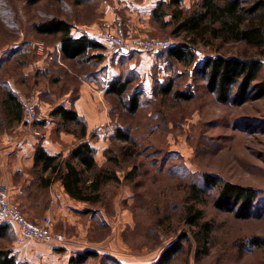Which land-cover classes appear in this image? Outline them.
I'll list each match as a JSON object with an SVG mask.
<instances>
[{"label": "rangeland", "instance_id": "rangeland-1", "mask_svg": "<svg viewBox=\"0 0 264 264\" xmlns=\"http://www.w3.org/2000/svg\"><path fill=\"white\" fill-rule=\"evenodd\" d=\"M121 2L0 0V50L9 46L20 48L14 62L8 64L11 67L3 68L1 71L5 70L0 71V75L14 76L16 72L19 78L21 73L18 71H22L25 61L37 56L32 43L39 42L44 47L42 56L49 53L55 57L47 76H40L38 88L45 83L50 94L56 98L67 92H70V101L77 97L81 79L86 80L85 75L93 71V63L96 66L99 63L95 59L87 60L92 55L91 51L85 58L57 62V37L38 35L35 31L36 25L51 18L64 19L79 30L96 25L99 30L121 27L129 40H171L172 46L189 43L184 33L176 32L177 24L174 22L163 25L151 18L150 30L148 28L146 33L135 31L137 27L141 29L137 22L133 25L136 28L131 31L128 28V17L131 18L129 10H126L128 6ZM199 4L200 0H179L180 9L186 13L196 10ZM246 4L249 6L251 3ZM105 6L119 20L100 23ZM165 20H171L170 14ZM202 41L192 46L194 61L189 66L168 55L167 51L149 53L158 55L163 65L151 68L149 72L153 80H147V85L127 61L120 59L116 65L113 63L117 76L123 77L131 69L138 75L133 80L139 91L138 108L135 113H130L123 99L107 96L104 91L99 106L108 119L102 125L120 127L128 140L114 138L115 130L104 135L97 134L95 127L91 129L90 137L93 142H101L100 147L105 144L102 151L98 149L97 153L95 150L97 171H113L119 181L103 184L100 202L97 205L86 203V209L75 215L77 220L74 225L71 220L68 224L62 217L48 216L52 232L63 234L65 239L74 243L70 247L72 252L75 251L73 256L85 251L81 249L86 247L97 253L96 257L87 259L83 264H159L164 259L165 264H264V98L248 100L241 105L221 103L214 93L207 90L202 77L194 72L208 56H252L254 51L244 43L212 39L209 34ZM106 46L110 48L112 57L140 55V52L123 54L109 44ZM262 62L261 78L264 79V58ZM168 82H171L172 91L164 94L162 89ZM96 84L99 89L100 85ZM19 87L25 95L24 101L33 99L36 102V97L39 99L36 91L28 88L26 83H21ZM175 92L190 98H177ZM1 95L0 91V101ZM41 97L52 101V97ZM37 115L38 120L27 125L30 124L35 129L33 131L39 133L38 139L49 133L50 139L60 141L61 132H72L74 138L70 136L66 145H62L65 153L79 143L78 126L73 123L62 126L59 119L52 117L53 124L47 130L39 121L38 111ZM113 155L119 158L117 164L107 160ZM33 173L36 177V171ZM204 174L255 189L252 217L241 219L233 212L216 209L213 203L218 189L206 188ZM93 175L94 172L86 174V177L92 179ZM191 185L201 189L199 196L192 194ZM13 202L26 215L23 208ZM189 205L201 210L199 223H208L209 234L204 242L199 240V227L190 226L185 221ZM16 236L15 233L6 234L0 239V249L10 247L13 252ZM179 238L181 249L162 258L165 249ZM255 238L259 239V245L252 244ZM42 246L50 251L44 244ZM34 247L39 248L38 245ZM65 259L61 251L58 257L49 261L64 264Z\"/></svg>", "mask_w": 264, "mask_h": 264}, {"label": "trees", "instance_id": "trees-1", "mask_svg": "<svg viewBox=\"0 0 264 264\" xmlns=\"http://www.w3.org/2000/svg\"><path fill=\"white\" fill-rule=\"evenodd\" d=\"M246 3H251L249 6ZM172 8H174L172 10ZM171 10V13L169 11ZM155 21L168 25L175 23L176 32L184 33L189 43L172 46L159 53L167 51V54L177 59L185 66L194 61L192 46L197 45L209 34V37L221 38L224 41L244 43L248 49L254 51L252 56H224L215 55L206 57L195 69L206 83L207 90L214 93L221 103L231 102L241 105L248 100L264 98V79L261 78L263 69L262 59L264 58V0H200L196 10L190 13L183 12L179 7V0H169L168 3L159 1L152 11ZM170 14L171 20L166 21L165 17ZM72 26L64 19L51 18L35 26L38 35L56 36L61 45L63 59H76L88 57L91 49H97L99 44L89 41L85 36L78 39L72 37ZM190 44V45H189ZM207 44V43H206ZM134 53V52H130ZM95 59L97 63L102 60V55H91L87 58ZM116 76L108 84L105 91L107 96H115L122 100L126 110L135 113L139 103V91L136 89L133 80L138 77L135 71L128 70L127 75ZM172 91L171 82L162 89L164 94ZM8 103L10 101L11 113L16 119L19 112V102L14 94L7 92ZM174 96L188 100L189 95L175 92ZM125 99V100H124ZM12 102L14 105H12ZM14 106V109H13ZM22 108V106H21ZM52 117L58 118L61 124H70L79 127L78 138L84 139L87 127L84 120L70 109L66 110L59 106L55 108ZM67 132V131H66ZM114 138L127 141L120 127L115 129ZM115 151V150H114ZM95 149L88 142H80L73 147L67 158L61 154L48 155L45 150L38 146L34 154L33 170L40 186L47 187L52 181H60L68 196L80 202L90 205H97L101 200L100 188L109 181H119L113 171L100 169L97 171L95 161ZM110 162L118 163L119 158L115 155L108 157ZM90 180L86 174L93 173ZM203 182L206 188L218 189L214 200V207L218 210L233 212L241 219L252 217V210L256 199V190L238 184L222 181L215 175L204 174ZM192 194L199 196L201 189L191 185ZM202 216L201 210L186 207L185 221L190 226L199 227L201 237L199 240L206 241L208 236V223H199ZM6 234H14L12 226L7 223H0V239ZM259 239L251 242L259 245ZM264 242V240L262 241ZM181 249L180 238L168 246L162 254V258L168 253L177 252ZM171 253V254H172ZM93 250H85L76 254L69 260V264H83L91 257H96ZM166 259L159 262L165 264ZM0 264H26L18 263L13 255L12 248L0 249ZM156 264V263H155Z\"/></svg>", "mask_w": 264, "mask_h": 264}, {"label": "crops", "instance_id": "crops-1", "mask_svg": "<svg viewBox=\"0 0 264 264\" xmlns=\"http://www.w3.org/2000/svg\"><path fill=\"white\" fill-rule=\"evenodd\" d=\"M121 1L122 5L128 6L126 10L130 12V14H128V16H131V18L128 17V28L133 31L132 29L136 28L133 26L136 22L141 27V29H139L140 31L137 27V30H135L137 33H146L148 31L150 19H154L152 11L159 1L169 2V0ZM105 8L104 16L100 20V23L109 24L115 19L119 20V17H116L115 13H111L108 10V6H105ZM98 27L99 26L96 25L94 28L89 29H72L73 39L85 36L89 41L100 45L99 48L90 50L92 55H102V60L99 64L95 62V64H97L96 66L93 63V71L85 75L86 80L81 79L78 95L73 101L69 99L70 92L62 93L56 98L54 94H50L51 91L45 86V83H42V86H40L41 88H38V85H40V76H47L48 70L50 71L49 66L53 63L54 55L50 56L49 53H46L45 56L37 53L38 57H30L27 59L25 64H23L24 68L22 71H18V73H21L19 78L16 72L14 76L9 74L5 76L3 73L0 75V91L2 94L0 101L2 105V109L0 110V195L7 196L12 202L16 201V204L20 205L30 220L34 222H39L46 216H58L66 220L68 224H70L71 220L73 222L71 224L74 225L78 213L86 209V207H84L86 203L76 201L68 196L60 181H52L47 187L43 188L40 186L38 178L34 176L33 165L36 147L41 146L50 156L61 154L64 159L69 156L73 148L65 153L62 147L70 140V136L72 138H74V136L72 132H61L59 141L58 139H50L49 133H47L43 138L38 139L37 135L39 133L33 131L35 129L32 128L30 124L27 125L22 119L21 106L25 95L21 93L19 85H21V83H26L28 88L32 91H36L37 96L39 95V99L36 97L37 111L40 115L39 121L42 127L47 130L53 124V121H51V113L55 108L61 106L66 110L72 109L76 111L84 120L87 127L86 136L79 141V143L88 142L98 153L100 149L101 151L104 149L105 144L102 143L100 147L99 144L101 142H93L90 133L91 129L106 123L108 119L106 112L101 110L99 101L104 91H106L109 82L118 75L115 71L116 66H114V64L116 65L120 59L127 61L129 67L136 68V71L143 79L142 82L145 85H147V80H153L152 73L149 72L151 68L163 65L160 63L158 55L155 56L149 53L140 52V55L135 57L127 55L123 57H121L122 55L112 57L110 48L106 46L108 43L101 38V33L104 29L99 30ZM60 47L61 45L58 42L56 44L57 62L63 59ZM18 49L20 48L9 46L0 50V71L6 66L11 67L8 64L14 62ZM96 77L97 81H95ZM96 83L100 85L99 89ZM7 92L14 94L16 100L20 104L17 114L20 119H16L14 114L11 113V103L10 101L8 103ZM41 96L47 98L52 97V101H45ZM12 105H14L13 102ZM63 125L64 124H62V126ZM95 161L98 163L96 156ZM0 223L6 222L0 217ZM12 229L17 235L14 242L13 255L18 263L53 264L49 259L55 256L58 257L59 253L62 251L64 258H66L64 264H67L66 262H68L69 258L74 255L75 251L72 252V250H70V247H72L74 243H71L67 239H65L60 247L53 250L50 249L49 251L42 246L43 244L41 242L25 239L19 235L14 226H12ZM35 245H38L39 248L37 249V247H34ZM88 249L90 248L86 247L81 250ZM80 251L76 250V252Z\"/></svg>", "mask_w": 264, "mask_h": 264}, {"label": "built area", "instance_id": "built-area-1", "mask_svg": "<svg viewBox=\"0 0 264 264\" xmlns=\"http://www.w3.org/2000/svg\"><path fill=\"white\" fill-rule=\"evenodd\" d=\"M121 27L106 29L102 31L101 38L118 52H143L159 53L170 48L173 43L171 40L160 39H132L129 40L123 34ZM32 48L42 55L44 47L39 42H33ZM37 104L35 100L28 99L22 103V119L26 123L37 121ZM117 128L114 124L100 125L95 128L97 134H105ZM0 217L7 224L15 227L19 235L25 239L41 242L49 249L60 247L65 241L63 234L52 232L50 225L51 219L44 217L40 222H33L22 212L21 208L13 204L5 195H0Z\"/></svg>", "mask_w": 264, "mask_h": 264}]
</instances>
